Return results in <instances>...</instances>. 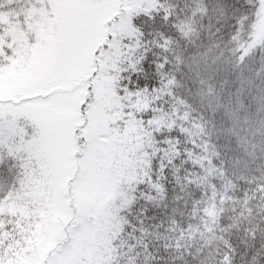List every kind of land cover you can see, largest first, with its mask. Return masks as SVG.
<instances>
[{
	"label": "snow or ice",
	"instance_id": "snow-or-ice-1",
	"mask_svg": "<svg viewBox=\"0 0 264 264\" xmlns=\"http://www.w3.org/2000/svg\"><path fill=\"white\" fill-rule=\"evenodd\" d=\"M0 264H264V0H0Z\"/></svg>",
	"mask_w": 264,
	"mask_h": 264
}]
</instances>
